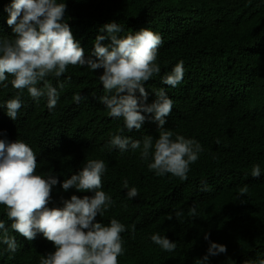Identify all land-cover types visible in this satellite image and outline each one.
<instances>
[{
  "label": "trees",
  "instance_id": "1",
  "mask_svg": "<svg viewBox=\"0 0 264 264\" xmlns=\"http://www.w3.org/2000/svg\"><path fill=\"white\" fill-rule=\"evenodd\" d=\"M10 2L0 0V37L14 35L4 11ZM64 3L66 22L85 58L94 59L93 42L104 34L100 29L108 22L124 28L119 35L147 28L161 36L157 54L161 71L145 84V103L154 101V90L164 88L173 108L163 128L195 139L203 151L190 165L186 180L171 174L156 176L139 152L108 151L105 145L113 134H120L123 122L110 118L99 100L104 95L98 82L103 70L93 73L69 65L61 77L47 78L60 92L54 110H48L46 98L34 102L26 91L17 120L0 108V139L25 142L36 153V174H52L58 180L47 207H61V200L72 195H91L75 189L65 192L60 184L87 159H102L107 167L102 190L114 203L96 220L107 225L115 218L126 226L118 264H198L209 246L205 234L226 247V252L210 256L209 264H248L264 257V0ZM180 61L181 83L175 88L162 84L161 77ZM76 93L84 97L79 104L72 99ZM15 94L11 85L0 88V102ZM144 115L140 130L123 134L157 138L156 122L150 114ZM257 164L262 170L258 178L251 175ZM125 179L138 189L136 198L126 197ZM175 211L183 214L175 217ZM0 220L6 227L10 224L3 205ZM154 233L174 241L175 251L164 252L153 244ZM10 235L16 237L17 249L10 253L0 246V264H39L41 256L54 251L42 234L32 240L11 231Z\"/></svg>",
  "mask_w": 264,
  "mask_h": 264
},
{
  "label": "clouds",
  "instance_id": "2",
  "mask_svg": "<svg viewBox=\"0 0 264 264\" xmlns=\"http://www.w3.org/2000/svg\"><path fill=\"white\" fill-rule=\"evenodd\" d=\"M4 11L6 24L14 35L0 37V88L11 85L16 94L0 102V108L11 120L18 118L25 91L34 102L46 98L48 110H54L60 92L47 78L61 77L69 65L86 67L93 73L102 69L98 82L104 95L99 100L110 118L123 122L120 134H113L105 145L108 151L139 152L140 158L148 161V170L156 176L171 174L180 180L187 179L190 165L199 159L202 146L195 139L163 128L173 108V101L164 88L154 90V101L145 103L148 96L145 84L161 71L157 63L162 44L159 34L141 28L119 35L124 28L115 21L108 22L100 29L104 34H98L93 42L91 57L94 59L85 58L84 49L74 40L66 22L64 0H11ZM105 40L109 42L102 43ZM183 76L184 66L180 61L161 77V83L175 88ZM63 87L59 85L61 90ZM72 99L79 104L84 97L76 93ZM144 114H150L156 122L157 138L147 135L133 139L124 135L125 131L141 129ZM36 168L37 156L29 145L19 139L14 142L0 139V205L4 206L10 221L6 227L5 221L0 220V246H6L5 250L10 253L16 251V237L10 231L28 240L42 234L52 242L54 251L41 256L39 264H118V257L124 252L121 234L127 230L126 226L115 218L107 225L96 220L114 203L102 190V177L107 171L105 161L87 159L75 174L60 184L65 192L75 189L91 195H72L61 200V207L54 208L47 204L58 180L52 174L43 177L36 174ZM261 174L260 165H254L251 175L258 178ZM123 189L129 200L139 195L127 179L123 181ZM192 211L195 216V209ZM182 214L181 211L174 213L175 217ZM167 219L172 220L173 215ZM204 239L209 241V246L198 264H209L210 256L226 252L224 245L211 242L207 234ZM150 240L164 252L176 249L174 241L159 233L151 234ZM248 264H264V257L258 256Z\"/></svg>",
  "mask_w": 264,
  "mask_h": 264
}]
</instances>
